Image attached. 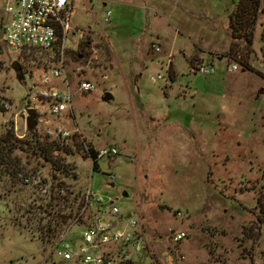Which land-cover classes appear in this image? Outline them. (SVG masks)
Instances as JSON below:
<instances>
[{"label": "rangeland", "instance_id": "374dc122", "mask_svg": "<svg viewBox=\"0 0 264 264\" xmlns=\"http://www.w3.org/2000/svg\"><path fill=\"white\" fill-rule=\"evenodd\" d=\"M236 4L75 0L70 25L91 44L80 57L78 48L67 51L64 62L72 82L86 79L95 90L77 96L71 114H36L34 131L24 112L49 71L46 55L19 53L0 38V264H40L42 227L56 225L64 198L88 189L136 219L156 264H264V0L251 42L230 29ZM201 63L215 73L194 75ZM232 63L240 70L229 74ZM38 140L70 148L68 156L54 150L59 171L33 156ZM110 147L117 155L98 158L93 171L89 150ZM52 196L57 206L41 211ZM83 230L75 226L67 237L80 240ZM174 231L187 234L177 245L169 241Z\"/></svg>", "mask_w": 264, "mask_h": 264}, {"label": "built area", "instance_id": "2783aa9c", "mask_svg": "<svg viewBox=\"0 0 264 264\" xmlns=\"http://www.w3.org/2000/svg\"><path fill=\"white\" fill-rule=\"evenodd\" d=\"M73 4L74 0H7L5 3L4 13L9 20L3 29V39L7 46L19 53L29 49L42 52L49 64V71L43 75L41 86L33 88L29 106L24 112L26 115V110L30 108L37 115H49L51 118L66 112L71 114L75 98L95 90V86L86 79L76 80L81 76L79 70L74 74V82L66 70V52L75 53L79 42L84 39L83 31L74 30L70 25L74 14ZM110 21L111 12H106L105 23ZM75 35L79 39L71 40ZM152 48L160 51L157 45ZM239 70L237 63L226 65L229 74ZM214 73V67L205 63L197 65L194 72L200 75ZM152 80L161 81L162 76ZM39 88L44 91L34 92ZM40 107L42 111L37 110ZM96 152L97 159H111L117 155L115 147ZM107 177L110 181L115 179L112 174ZM107 204L101 203L90 189L84 192L78 214L63 227L64 230L46 236L40 264H138L142 256H146L150 264H156L148 248L146 234L136 219L120 215L112 202L105 207ZM75 226L84 229L80 240L67 237ZM186 236L183 231H174L170 233L169 241L177 245Z\"/></svg>", "mask_w": 264, "mask_h": 264}, {"label": "trees", "instance_id": "16d2710c", "mask_svg": "<svg viewBox=\"0 0 264 264\" xmlns=\"http://www.w3.org/2000/svg\"><path fill=\"white\" fill-rule=\"evenodd\" d=\"M260 2L261 0H237L236 8L230 15V22H231L230 29L236 39H242V40L245 39L247 42H251L252 32L250 31L251 30L250 27H252V23L256 19V13L258 12V9H260ZM5 23L6 22H4L3 19L0 18V38L3 36V29L5 26ZM248 31H250V33ZM59 35L61 36V34ZM88 40L89 38L87 39L86 37L84 40H81L79 42L78 49L80 50V52L79 53L76 52V54L74 55H77L78 57H80V55L83 56V51H85L84 49L90 48L91 43ZM29 50H32L33 53L35 52V49H29ZM168 73H169V70H168ZM2 106L3 105L1 104L0 108ZM0 110H3V109H0ZM32 134H33L32 138L36 140L35 133H32ZM5 143L6 141L0 140V147H2L3 144ZM34 147L35 148H33V152H34L33 156L40 158L41 160L49 164L50 167H52L53 171H59L60 169L54 166L55 165L54 164L55 161L53 157L54 150L57 152H63L67 156L71 153V150L67 145H64L61 148L59 145L50 146L48 145L47 142L44 144V142H40L39 140L36 142V144H34ZM89 153H90L91 158L94 160V162L92 163V169L93 171H95L97 168V165H96L97 152L93 149H90ZM22 172L24 171L22 168H20V169H16L14 172H11L10 175L16 176L17 173H22ZM58 190H60V188H58ZM58 190L53 188V191H54L53 193H58ZM81 195H82L81 192L78 191L77 195H75L74 198H71V199L64 198L63 199L62 205H64L63 208L65 209V213H63V210H62L61 211L62 215H56L51 219V221L57 222V223L55 222L56 225L54 227H51V226L50 227L48 226V228H45V226L42 227L45 230L44 235L50 236L51 232H54V231L58 232V230H62L64 226L66 227L68 222L72 220L75 217V215H77L79 212V209L81 207ZM54 200L55 198H53L52 196L50 202L48 201L46 204L41 206V209H42L41 211L44 210V212H48L47 209H50L52 206H57V205H53Z\"/></svg>", "mask_w": 264, "mask_h": 264}, {"label": "water", "instance_id": "95a60500", "mask_svg": "<svg viewBox=\"0 0 264 264\" xmlns=\"http://www.w3.org/2000/svg\"><path fill=\"white\" fill-rule=\"evenodd\" d=\"M12 68L16 74V78L18 82H21L25 77L23 75V71L21 66L17 63V61H14L12 63ZM104 102H109L112 100V96L108 93H106L103 97ZM38 125L37 116L33 108H30L27 110V119H26V129L28 131H34L36 126ZM113 185L111 184V187ZM131 215H128L130 217Z\"/></svg>", "mask_w": 264, "mask_h": 264}, {"label": "crops", "instance_id": "0c3cea01", "mask_svg": "<svg viewBox=\"0 0 264 264\" xmlns=\"http://www.w3.org/2000/svg\"><path fill=\"white\" fill-rule=\"evenodd\" d=\"M74 1H75V0H74ZM205 53H206V52H203V53H202V51H201V54L205 55ZM209 53H210V52H209ZM192 73H193V72H192ZM193 74H194V73H193ZM194 75H195V74H194Z\"/></svg>", "mask_w": 264, "mask_h": 264}]
</instances>
